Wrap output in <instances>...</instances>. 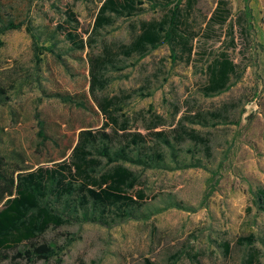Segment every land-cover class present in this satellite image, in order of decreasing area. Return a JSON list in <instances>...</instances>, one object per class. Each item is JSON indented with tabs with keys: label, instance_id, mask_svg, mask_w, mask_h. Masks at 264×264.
<instances>
[{
	"label": "rangeland",
	"instance_id": "rangeland-1",
	"mask_svg": "<svg viewBox=\"0 0 264 264\" xmlns=\"http://www.w3.org/2000/svg\"><path fill=\"white\" fill-rule=\"evenodd\" d=\"M58 1L59 6L70 5L78 30L87 39L86 31L91 28L99 0ZM225 1L229 17L221 29L213 26L215 32L210 38L198 35L192 40L189 64L170 63L165 45L140 59L119 56L117 65L121 69H107L104 88L91 92L87 54H97L102 44H126L130 26L139 19L159 18L163 12L160 5L148 7L144 3L143 11L136 16L117 17L112 25L98 29L91 48L76 53L81 59L64 55L65 68L44 52L35 62L30 37L24 31L25 20L35 24L42 21L43 14L58 20L49 1L1 0L3 18L23 23L19 29L0 33V88L4 91L0 102V128L4 132L0 151L15 148L23 153L25 164L33 167L49 166L46 160L58 157L57 146L48 141L40 143L35 135V113L53 122L54 131L45 130L50 136L66 135L75 142L80 130L95 135L106 132L115 146L125 142L127 132L146 133L147 126L159 117L160 124L153 130H163L171 139L178 162L197 158L205 169L127 165L137 176L136 188L154 195L141 208L151 212L148 219H128L109 226L70 223L49 228L40 239L57 247L56 256L47 261L6 259L0 264H144V259L159 264H243L250 253H254L252 264H264V213L256 208L251 194L264 187V0H248L253 31L250 36H240L235 24L243 1ZM215 3L194 0V30L203 28ZM227 23L233 26V47L228 48V35L224 34ZM225 48L244 69L227 90L204 97L199 91L204 81L202 68L212 54ZM54 92L66 94L72 101L63 102L50 95ZM104 98L114 99L109 114L96 103ZM196 110L220 111L223 117L208 119L205 125L186 119L177 122L182 114ZM109 116L117 122L127 117V128L121 130ZM180 126L206 138L208 150L186 136L175 141L173 135ZM145 137V146L161 152L169 163L167 148L150 135ZM169 200L187 209L165 207ZM111 214L114 216V212ZM248 234L253 236L250 245L237 243V238Z\"/></svg>",
	"mask_w": 264,
	"mask_h": 264
},
{
	"label": "trees",
	"instance_id": "trees-1",
	"mask_svg": "<svg viewBox=\"0 0 264 264\" xmlns=\"http://www.w3.org/2000/svg\"><path fill=\"white\" fill-rule=\"evenodd\" d=\"M47 1L48 6L56 12L58 20H53L46 14L44 17L43 14L42 21L35 24L31 20H25L24 31L30 37L35 62H38V55L44 52L65 68V56L81 59L76 53H82L85 48L90 49L94 33L100 28L112 25L115 18L136 16L143 11L144 3L148 7L160 5L163 10L159 18L139 19L132 24L130 40L126 44H102L97 54H87L91 92L95 88H104L108 82L104 74L107 69H121V66L117 65L119 56L134 55L140 59L150 50L165 45L170 63L181 61L189 64L193 53L192 40L198 35L205 39L210 38V33L215 32L213 26L221 29L230 14L227 2L216 0L203 28L194 30V0H99L91 28L86 31L87 39H83L70 5L65 3L59 6L56 3L58 0ZM242 1L243 7L235 17V24L240 36H250L253 34L251 10L248 0ZM0 23L2 33L19 29L23 21L5 20L0 0ZM232 27V23H227L224 30V34L228 35L227 48L233 47ZM227 48L212 54L202 68L204 81L199 91L204 97L227 90L244 69L229 57ZM50 95L61 98L63 102L72 101L66 94L54 92ZM3 99L4 91L0 88V102ZM96 103L103 113L109 114V107L114 103V99L104 98L96 100ZM176 111L174 107L173 112ZM34 116L37 124L35 135L39 142L48 141L57 146L59 154L56 158L46 160L50 163L49 166L33 167L25 164L23 153L15 148L6 153L0 151V261L15 258L27 262L47 261L56 256L57 247L40 239L49 228L70 223L109 226L128 219H148L151 212L141 208L148 200L153 199L154 195H146L141 188H136L137 176L127 165H136L143 169H205L204 164L197 158L189 162H178L171 139L163 130H153L160 124L159 117L147 126L146 133L127 132L125 142L115 146L106 132L95 135L90 130H80L75 142L66 135L50 136L45 130L52 133L53 122L40 118L36 113ZM221 117L223 115L220 111L196 110L191 114H182L177 118V122L180 124L186 119L192 124L205 125L208 119L214 121ZM109 119L121 130L127 128V117L120 122L110 116ZM59 125L56 124L57 128ZM180 127L179 132L173 135L175 141L179 142L186 136L193 144H203L204 149L208 150L206 138L192 128ZM3 133L0 128V143ZM146 135H150L167 148L171 160L169 163L164 160L161 152L145 146ZM171 162L175 165L171 166ZM251 194L256 208L264 213V187L256 188ZM165 207L187 209L172 200L167 201ZM111 212H114V216ZM252 241L251 234L237 238V243L250 245ZM253 259L254 253H250L243 264H252ZM144 264L159 263L144 259Z\"/></svg>",
	"mask_w": 264,
	"mask_h": 264
},
{
	"label": "crops",
	"instance_id": "crops-1",
	"mask_svg": "<svg viewBox=\"0 0 264 264\" xmlns=\"http://www.w3.org/2000/svg\"><path fill=\"white\" fill-rule=\"evenodd\" d=\"M249 6V5H248ZM250 7V6H249Z\"/></svg>",
	"mask_w": 264,
	"mask_h": 264
}]
</instances>
